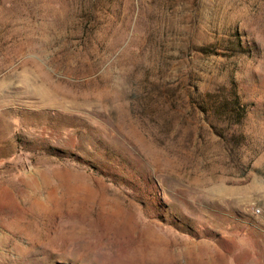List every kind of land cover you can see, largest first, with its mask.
<instances>
[{"label":"rangeland","instance_id":"obj_1","mask_svg":"<svg viewBox=\"0 0 264 264\" xmlns=\"http://www.w3.org/2000/svg\"><path fill=\"white\" fill-rule=\"evenodd\" d=\"M0 264H264V0H0Z\"/></svg>","mask_w":264,"mask_h":264},{"label":"trees","instance_id":"obj_2","mask_svg":"<svg viewBox=\"0 0 264 264\" xmlns=\"http://www.w3.org/2000/svg\"><path fill=\"white\" fill-rule=\"evenodd\" d=\"M233 104H234V106H233L234 108H236V106H237V107H240V103H239V101H236V102L233 103ZM218 105H219L218 103H217V105L214 104V106H218Z\"/></svg>","mask_w":264,"mask_h":264}]
</instances>
